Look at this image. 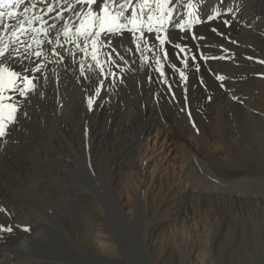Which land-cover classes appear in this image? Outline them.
<instances>
[{"label": "bare ground", "instance_id": "6f19581e", "mask_svg": "<svg viewBox=\"0 0 264 264\" xmlns=\"http://www.w3.org/2000/svg\"><path fill=\"white\" fill-rule=\"evenodd\" d=\"M103 2L104 0H97L94 5L82 6L76 0H61L59 5L56 4V0H27L20 7L15 18H9L7 14L0 17V48L5 44L8 45V53H6L9 57L8 65L13 70L28 76L35 84L34 90L27 95H21L18 91L6 93L11 97L8 104L13 105L16 111L12 113L14 119H9L10 109L3 110L2 130L5 134L0 136V209L4 211H0V225H3L4 229L11 227L12 231L0 230V264H58L63 260L69 261V258L65 257L69 254H64L59 259H50L46 256L48 251L54 250L56 241L54 233L57 232L62 233L63 248H70L71 251L73 248L87 261L110 264L108 262L110 260L105 259V261L101 253H110L115 261L117 243L119 248L126 244L125 240L123 245L117 241L118 235L123 237V232L119 231L117 225L121 224L127 229L132 228L135 225L133 219L137 212L141 211V206L144 213L172 210L171 235H180L178 238L182 239L201 236L202 232H199V228L190 231L191 227L197 228L200 224L206 228L203 232L206 234L208 231L209 236L213 237L224 224L225 218L229 217L228 214L235 219L233 207L238 201L237 196L229 192L225 196L219 191L214 192L211 185H199L194 181L192 177L194 173L186 166L189 158L193 156L184 153L185 159H182L177 167L170 171L164 170V151L170 146L167 144V135L171 123H174L175 129L183 138L197 139L194 133L196 131L186 125L182 118L178 119L173 100L168 99L170 94L177 97L186 96L196 119L201 120L198 107L204 105L210 109L209 115H213V125L203 124L198 120L194 124L203 127L197 128V137L201 142L206 137L207 127H213L212 132L219 133V141H214V144L220 146L223 139L231 143L238 140L237 144L231 147L235 152L229 150L228 153L239 165L240 171L228 173L230 170H227L229 176L242 174L246 175L248 180H251L249 177L261 179L264 166L259 161L253 162L254 164L247 161L251 150H264L261 130L264 121L259 117L260 115H254V111L249 112L252 108L264 114V80L260 81L256 78L258 75H264V66L261 65L262 71L252 73L255 75L253 78L246 79L235 73L234 65L242 53V50L236 47L246 46L244 36L251 40L257 54H260L264 61V35L257 33L259 26L264 25V0H191L193 7L190 9L197 14L196 18L200 17L199 24L195 23V19H189L190 9L184 6L189 0H179L178 3L169 4L168 7L173 9L172 18L169 20L168 10L163 9V28L167 30L171 43L166 41L163 46L160 45L157 35L163 38L165 32H157L156 29L161 27V8L158 4L162 5L164 0H147L146 6L144 0H130V6L124 9L118 5H124L126 0H116L115 5H109V10L114 16L124 11L118 22L126 27L118 35L104 34L98 39L103 42L99 44L97 50V58L100 61L98 67L96 61L92 59V45L89 43L86 50H81L84 48L85 38L75 37L74 32L70 36H65L64 32L75 30L80 20L88 18L89 12L100 13ZM48 5H52V11L48 10ZM68 5H73L75 10L69 9ZM26 6L27 13L24 12ZM149 14L155 18L151 22L148 20ZM209 15L215 18L209 20ZM35 17L39 19H34ZM25 18L32 21L31 26L26 23L27 31L24 34L17 32L14 37L11 26L16 25L18 19ZM177 18L189 20L177 23ZM129 20L136 21L135 27L129 23ZM224 21L228 23L225 24ZM219 22H223L222 25L226 28L224 40L193 39V36L202 37L203 34H209L215 27L221 28ZM41 23L47 28V35L38 36L33 33L32 29ZM5 24L10 27L5 29ZM178 25H183V30ZM149 26L153 27L152 32L147 30ZM141 32L144 33L143 38L137 39ZM58 36L59 44L56 43ZM37 40L41 43L37 44ZM108 41H111V47L107 45ZM175 44H179L184 51L181 52ZM112 48H116L124 59L121 60L112 52ZM35 52L42 54L37 57L34 55ZM165 53H167L166 58ZM198 53L209 58L200 60ZM192 57H195V60ZM177 58L181 59L180 63ZM161 65L162 71L166 72L164 76L158 73L159 77L156 72L160 71ZM173 65L175 67H172ZM26 68L27 72H25ZM37 68L39 71L36 70ZM123 69L134 71L133 73L139 78L138 84L134 82L136 89H131L136 94V100L132 104L122 102L125 91L117 92L116 89H112L114 83L125 84L127 81L126 86L131 83L128 81L130 76L126 80L128 74ZM181 71L186 79L178 78ZM175 73L179 74L175 75ZM218 76H223L224 79L220 80ZM182 79L185 81L183 84L180 81ZM69 81L93 88L92 108L88 107L84 112L79 111L83 121L77 115L79 101L74 98L76 90L71 88L72 83H68ZM165 84H168L169 90L166 89ZM18 85L23 87L19 81ZM131 86L133 85H130V88H133ZM221 86L224 87L225 92L221 90ZM242 86H248L250 93L245 94ZM238 87L241 88L242 98L248 101L243 104H247L250 109L245 112L239 108V104H232L233 113L225 114V109L221 107L227 106V103L222 99L231 89ZM97 89L99 95L96 94ZM131 107L135 109L130 110ZM136 107L142 108L143 112H138ZM163 109L165 116L160 112ZM122 111L126 112L122 114ZM37 114H40L37 126L41 128L45 140L38 142L36 135V142L29 141V145L28 140L24 141L21 134L33 136L32 130ZM224 117L231 119L225 121ZM85 127L86 139H84L85 133L84 136L82 133ZM122 131H124V135L121 134L123 138L117 141L115 138ZM233 132L238 134V137H233ZM60 133L63 139L59 137ZM96 149L98 150L95 151ZM83 153L87 155L83 156ZM208 158L212 162L215 156L210 155ZM37 160H43L48 165L46 177L49 182V192L41 202V207L51 220L39 211L37 205L27 201L28 198L22 201L23 185L19 183V178L23 180L34 175V172H28L27 166L29 164L36 166ZM88 160L93 165L107 161L108 175L114 174L110 184L116 179L121 183L120 191L125 194L120 193L116 186L115 189L110 186L106 196L99 194L94 197L88 188L91 187V183L86 182L85 179V172L86 177L89 178L85 167ZM132 166H136V181L129 177ZM222 172L226 171L222 169ZM33 181L35 184V180ZM23 183L26 185L27 182L23 181ZM126 188L129 195L125 192ZM135 191L138 192L137 195ZM137 196L138 204L135 201ZM256 198L251 199L257 201ZM183 200L190 201L191 215L185 205L177 206ZM203 200L206 203L199 205L198 203ZM214 200L221 204L218 207L221 209H215L214 204L211 205ZM203 206L210 207L205 209ZM22 212L29 214L28 217L32 222L20 223ZM25 216L27 217L26 214ZM39 216L41 224L37 221ZM94 216L104 218L106 234L98 229L95 224L97 219ZM209 217L215 220L211 224ZM42 219L52 221L53 228H46L47 223ZM149 226L146 225L144 230L148 241L150 231L153 229ZM210 241L211 239L207 244L209 248ZM145 250L151 256V264L160 263L164 255L162 244H153ZM73 256L72 259L80 260L79 256ZM204 260L200 264H209ZM114 261L111 264L119 262Z\"/></svg>", "mask_w": 264, "mask_h": 264}, {"label": "rangeland", "instance_id": "374dc122", "mask_svg": "<svg viewBox=\"0 0 264 264\" xmlns=\"http://www.w3.org/2000/svg\"><path fill=\"white\" fill-rule=\"evenodd\" d=\"M217 8H218V4H217ZM196 16H197V14L195 13V11L193 9H190L189 19H191V20L196 19ZM188 20H184L183 18H177V23L187 22ZM219 23H220L221 28L215 27L216 32L210 31L209 34H203L202 37H204V39H208V40H224V37L226 36L225 35V29L226 28L223 27V25H222L223 22H219ZM257 33L259 35H264V25L259 26V28L257 29ZM243 40L246 43V46L242 47V48L236 47V49H241L242 53L240 54V57L236 61V64L234 65V67H235V73L237 75L242 76L243 78L249 79V78H253L255 76L254 74H252L253 72L262 71L261 65L264 66V63H261V61H263V59H262V57H260L261 56L260 54H257L256 47L252 45L253 43L251 42V40H249V38L246 36L243 37ZM199 54L200 53H198V56H199ZM202 57H203L202 54H200V56H199L200 60H203V59H201ZM178 58H177V61L180 63L181 59H178ZM225 60H226V58H224V61ZM123 71H125V73L128 74L126 76L127 79L126 78H124V79L128 80L130 78L128 81L131 83H129L128 86H126L127 81L125 82V84H119V82L114 83L115 85H112V89L113 90L116 89L117 92L125 91L126 94L124 97V101H122V102H125V103L130 102L129 104H132L136 100V97H135L136 94L133 91L134 88L136 89V87H135L136 84L134 82L136 81V83L138 84L139 78L136 77L135 73H133L134 71L131 72V71H127L126 69H123ZM156 71H158V70H156ZM163 72L165 73L166 71H163ZM158 73L160 74V71L156 72V75L160 77V75ZM178 74L175 73V75H178ZM179 77H181L180 74L178 75V78ZM256 78L260 81L264 80V75H258V76H256ZM131 79L133 80V82ZM180 81H181V84H183V82L185 83V81L183 79ZM68 83H72L73 86L71 85V88L74 91L76 90L74 92V98L77 100V102L79 101V103L76 102L78 105V108H79L77 115H78L79 119L81 120L82 119L81 118V112H79V111L84 112V109H85V111L88 110V107H89L88 106V99L94 95L93 88L81 85L79 82L74 83V81H69ZM130 85H133V86H131L133 88H130ZM165 87L167 89L169 87L168 84H165ZM255 87L262 88L261 86H255ZM220 88L222 91L225 92L224 87L221 86ZM131 89H133V90L131 91ZM120 90H122V91H120ZM168 90H169V88H168ZM242 90L244 91L245 94L250 93L248 86H242ZM130 92H131V94H130ZM88 93H89V96H88ZM79 94H81V96H79ZM132 94H134V95H132ZM132 96H134V97H132ZM226 96H227V98H225ZM226 96H224L225 99L223 98L222 100H224L227 103V106L224 105L221 107V108L225 109L224 110L225 114L230 115L233 113L232 110L234 108H233L232 104L233 105L239 104V108L244 110L245 112L250 109V107L247 104H243V102H248V101L244 100L242 98L241 88L238 87V88L231 89ZM181 97L180 96H178V97L173 96V94H170L168 99L172 98L171 100H173L174 111L176 112L178 119L182 118L186 125H188L189 127H191V129L196 131L194 133H195L197 139L187 140L186 138H183V136L180 133H178V131L175 129L174 123H171L169 133L167 135L168 136L167 144H169L170 146H169V148H166L164 151V158H165L164 170L170 171V170H172V168L177 167L180 164L179 162L182 159H185L184 153L190 154L191 156H193V158H189V163H188L189 165L186 164V166H188V168L191 169L190 172L194 173L192 175V177L195 179L194 181L198 182L199 185L200 184L206 185V186L211 185L214 189V192L219 191V193L225 194V196L228 195L227 192H229V194L234 193V195L237 196L238 201L233 207V213H234V215H236V218L234 219V218L230 217V215L228 214L229 217L225 218L224 224L222 225V227L220 229L217 230V233L213 237L209 236L208 231L205 234V232H203V229H206V228L204 227L203 224H200L197 228L193 227V229H192V227H191V229L190 228L189 229H190V231L193 232L194 229L199 228L198 229L199 232H202L201 236L193 237V238H191V236H190V237H186V239H182V238H178L180 235H174V236L171 235L172 231H171V225L170 224H171V219L173 218V217H171L172 216V214H171L172 210H170V211L164 210V211H160V212H156V213H144V212H142V206L140 205L141 211L139 210L137 212L136 216L134 217L133 220L135 222L134 223L135 225L132 228L127 229L125 226H122L121 224L117 225V227L119 228V231L123 232V237L118 235L117 241L120 242L119 243L120 245H123L124 240H125L126 244L123 245L124 248L123 247L119 248L118 243H117V246H116L117 255L115 256V261H119V262L114 263V264H151V261H150L151 256L149 253L146 252L145 249L148 248L149 246L151 247L153 244H156V245L162 244V246H163V250H164L163 254L164 255H162L163 258L159 264H200L203 259H205L204 261H208L209 264H264V170H263L261 179H254V178L249 177V179H251V180H248V178L246 179L247 176L242 175V174L241 175L235 174V177L229 176L228 173H230V172H232V173L238 172L239 173V171H240L239 170L240 168L238 167L239 165L236 164V161H233L230 158V155L228 153L229 150H232L235 152V149H232L231 147L235 146L237 144L238 140L237 141L234 140V142L231 143L229 140L225 141L223 139L221 141L222 144L220 146L217 144H214L213 143L214 141H216V142L219 141L218 140L219 133L215 134L214 132H212L213 127H207L206 128V132H207L206 137H205L204 141L201 142L200 139L197 137V134H198L197 128L200 127V129H201L203 127L199 126L200 124H197L195 126L194 125L195 121L198 120V121H201V123H203V124L209 123V125H213V123H214V121L212 119L213 115H209L210 109L206 108L204 105H201L200 107H198V114L200 115L201 120L196 119L197 117H195V114L192 112V110H190V106L188 104V101L186 100L187 99L186 96H181ZM173 98H176V99H173ZM261 99H262V97L260 98V100ZM80 100H82V102H80ZM178 102H180V103H178ZM182 102H183V105H182ZM228 106H230V107H228ZM132 109H135V108L131 107L130 110H132ZM136 109L138 110V112H140V111L143 112V109L140 107H136ZM177 109H178V111H177ZM251 110H252V108L249 110L250 113H253V111H254L253 114L254 115H260L259 117L262 119V121H264V117H263L264 114H260V112L258 113V111L254 110V109L252 111ZM124 112H126V111H122L121 113L123 114ZM160 112L164 116L166 115L164 109ZM256 113H258V114H256ZM37 118L34 119L35 125H34V129L32 130L33 136H31V137L29 135L23 136L24 134H21V137L24 141L26 139L28 140V142L29 141H35L36 135L38 136V142H40V141L43 142L45 140V137H44L43 133L41 132V128H39L37 126L39 124L40 114H37ZM223 119L225 121H227L231 118L224 117ZM81 121H83V119ZM168 121H170L169 117H168ZM209 121H211V122H209ZM84 124L86 125V122ZM261 130L263 131L262 137H264V125L261 126ZM59 131H61V130H59ZM123 132L124 131H122L120 133V135H118L115 138L117 141L122 140L123 136H121V134H123ZM82 133H83V136L85 133L84 139H86L87 138L86 127L83 128ZM46 135L48 137H51L47 133H46ZM59 137L61 139H63V135L61 133L59 134ZM233 137H235V138L238 137V134L233 132ZM161 140H159V142ZM85 144L87 147L86 142H85ZM29 145H30V142H29ZM99 148L100 147H98V149ZM98 149H96L95 151H97ZM257 151L251 150L249 152V155H248L249 159L247 162L254 164L253 162L259 161V163H261L264 166V153H260V152H264V150L258 151V152ZM83 154H84L83 156L87 155V153H83ZM210 155L215 156V158L212 159V162L208 158V156H210ZM35 164H36V166L30 165V164L27 166V170L29 173L34 172L33 173L34 175H32V176H34L33 178H30L32 176H30L26 179H23V180L19 178V183L21 185H23V187L21 188V196L23 197L22 201H26V199L28 198L29 200H27V201L37 205L39 208V211H42L44 213L45 217H47L48 213L46 211L42 210V207H41L42 203L41 202L44 201L46 194L49 192V182H48V179L46 177V175L48 174L47 173L48 172V170H47L48 165L43 160H37L35 162ZM85 167H86L87 174L89 176V178H87L86 172H85V179H86V182L90 181L91 187L89 186L88 188L90 190V193L94 197L96 195H99V194L106 196L110 186H112L113 189H115V186H116L118 191L120 193H122L120 191L121 190V188H120L121 183L120 182L116 181V179H115V180H113V183L110 184V180L114 177V174L108 175V173H107V161H101V163H99V165H93V164H91V161L88 160L87 163L85 164ZM130 169H131V172L129 174L130 175L129 177L131 180L136 181L137 180V176L135 174L136 173V171H135L136 166H132ZM222 169H223V171H226V172L223 173ZM37 170H39V171H37ZM227 170L228 171L230 170V171L227 173ZM222 173H223V175L221 177ZM43 177H44V179H43ZM32 179L35 180V184H34V181ZM43 180H45L46 182ZM23 181L27 182L26 185H24ZM38 181H39L40 185L38 184ZM41 184H44V186ZM199 185H197V188ZM36 186H38V187H36ZM40 186L43 188H41ZM129 186H131V185L129 184ZM33 189H35V190H33ZM76 189H78V188L76 187ZM132 189H134V188H132ZM222 191H223V193H222ZM125 192L127 194V188L125 189ZM214 192L212 194L213 196L215 194ZM224 192H226V193H224ZM37 193L39 195H37ZM237 193H239V194H237ZM122 194H125V193H122ZM135 194L137 195L138 192L135 191ZM204 194L206 195L205 192H204ZM127 195H129V194H127ZM255 197H257L256 199H258L257 201H255L254 199H251V198H255ZM138 199H139L138 196L135 197L136 204H138L137 203ZM215 202L217 205L215 204ZM201 203L199 202L198 204L203 205L206 202L203 200V201H201ZM211 203H208V204H211V205L214 204L213 206L215 207V209H221V208H218L221 206V204L217 203V201L214 200ZM139 204H140V200H139ZM181 205L186 206V208L188 210L187 212L188 213L190 212L189 215L192 214L191 213L192 206L190 207V201L184 202V200H183L182 203L178 204L177 206H181ZM209 207L210 206H206V207L203 206V208H205V209H209ZM173 210H175V208ZM25 214L27 215V217L26 216L24 217ZM21 216H22V218H21L22 221L20 223L26 224V223L32 222L28 217L29 214L22 212ZM94 217L97 219L95 224L98 226V229L102 233L106 234V229H105L106 222H105L104 218L103 217H96V216H94ZM209 218H211V220H209L210 224L213 221H215L212 217H209ZM39 219H40V222H39ZM47 219L51 220V217L48 216ZM42 220L45 221V219H42ZM37 221L39 224H41L40 216L37 219ZM45 222L47 223V224H45L46 228L47 227L49 229L53 228L52 221L47 220ZM146 225H148V226L150 225L149 228H153L152 231H150L149 241H148V237H146V233L144 232ZM31 226H33V225H31ZM26 227H28V226H26ZM55 230H56V228H55ZM54 234H56V241H55L54 246H53L54 250H50L47 252V254H46L47 258L59 259L64 254H69V255L65 256V257L69 258V261L66 262L63 260L62 263H58V264H99L97 262H93V261L91 262V261H87V260L81 258V256H79V254L72 247H71L72 251L70 250V248H63L62 233L57 232ZM191 235H192V233H191ZM210 239H211V241L209 243L210 244V248H209V246L207 244H208V240H210ZM115 245H116V243H115ZM139 246H141V247H139ZM150 251L153 252L152 250H150ZM145 252H146V255H145ZM103 253L105 254V256ZM211 253H212L213 257L211 255ZM72 254L75 256H79L80 260L72 259V257H71V256H73ZM109 254L110 253L102 252L101 257L104 260L105 259L110 260L108 262L111 264V263H113L112 261H114V258ZM209 255H211V256H209ZM121 259H122V261H121Z\"/></svg>", "mask_w": 264, "mask_h": 264}, {"label": "snow or ice", "instance_id": "6c2138e0", "mask_svg": "<svg viewBox=\"0 0 264 264\" xmlns=\"http://www.w3.org/2000/svg\"><path fill=\"white\" fill-rule=\"evenodd\" d=\"M24 0H16V3H23ZM76 2L78 4H87V5H94L97 3V0H76ZM179 0H164L163 4L160 5L158 4V7L161 8V16H160V23H161V27L156 29L157 32H165V35L163 36V38H161V36L157 35V39L159 40V43L161 46H163L165 44L166 41H168L169 43H171V40L169 39L168 35H167V30L163 28V20H164V12L163 9H167L168 10V19L171 20V13L173 11L172 8H169L168 5L169 4H173V3H178ZM13 3V0H0V6H5V5H10ZM61 3V0H56V4L59 5ZM116 4V0H104L103 2V6L100 10V13H96V12H89L88 18L89 21L92 22H86L85 25H82L80 28H77V35L78 36H83L84 39V48L81 50H86L88 48L89 43L92 45V59L94 61H96L97 66H100V61L97 58V50L99 47L100 42L98 40V38L101 36L102 33L104 34H113V35H118L121 33V29L125 28L126 25L124 24H120L118 22L119 17L124 15V11H120L117 15H112V13L109 10V5H115ZM144 5H147V0H144ZM130 6V0H126V3L124 5H118V7H120L121 9H124L126 7ZM186 8H192L193 5L191 3V0H189V3H187L186 5H184ZM31 7H35V5H31ZM68 8L71 10H75L73 5H68ZM48 10L52 11V5H48ZM28 11V7L26 6L24 8V12L27 13ZM133 13H135V10L133 9ZM6 15L5 12L0 11V17H4ZM7 15L9 16V18H15L17 16L15 10L13 9L12 11L7 12ZM57 15H60L59 13H57ZM217 15H219V13H217ZM215 17L209 15L208 19L212 20ZM34 19H39V17H35ZM155 18L149 14L148 15V20L151 22L153 21ZM96 22H98L99 28L97 31H95V33H93L92 31H89L87 29H92L94 27H96ZM27 25L30 27L32 21L31 20H26L25 19H18V22L16 25L11 26L12 28V35L15 37L17 32H20L21 34H24L27 29L25 27V25ZM129 23L133 24L134 27L136 25V21L135 20H129ZM195 23L199 24L201 23V19L200 17H197L195 19ZM225 24L228 23V21H224ZM181 30H183V25H178ZM10 26L5 24L4 28L7 29ZM54 27V26H53ZM149 32H152L154 29L153 27L149 26L147 29ZM32 31H37L36 29H32ZM45 35H47L48 30L47 29H43ZM132 31V30H130ZM213 32H216V29L213 28L212 29ZM64 35L67 36L68 35V31L66 30L64 32ZM144 33L141 32L140 37H137V39H141L143 38ZM89 37H91V39L89 40ZM204 39V37H196L193 36V39ZM37 44H40L41 41L37 40L36 41ZM49 43H51V41H49ZM56 43L59 44V36L56 39ZM107 45L109 47H111V41L107 42ZM30 47V46H28ZM77 47H80V45H77ZM176 48H179L181 52L184 51V48H182L179 44L175 45ZM137 48L139 49V44H137ZM15 51V50H14ZM112 52L116 53L117 56H119V58L121 60L124 59V57L122 55H120L119 52H117L116 48H112ZM6 53H8V45L5 44L2 48H0V101H3L5 99H8V97L4 96L5 92L8 91H18L21 95H27L28 92L34 90L35 88V84L33 83V80L30 79L28 76L23 75L20 72H17L15 70H13L9 65H8V59L9 57L6 56ZM41 52H35L34 55L39 57L41 56ZM57 55H59L57 53ZM167 56V53H165V58ZM209 57H202V59H208ZM222 58V57H221ZM62 59V57H61ZM193 60H195V57H192ZM113 63L115 61H112ZM157 62L159 63V57H157ZM261 63H264V61H261ZM162 65L160 70V74L161 76H164V72L162 71ZM172 67H175V65H173ZM37 71H39V68L36 69ZM28 69H25V72H27ZM101 72H103V68L101 67ZM180 76L183 79H186V77L184 76V73L181 71L180 72ZM220 80H223L224 77L223 76H218L217 77ZM18 81L19 83L23 84V87H19L18 85ZM97 95H99V89H97L96 92ZM93 105V100L92 98L88 99V106L89 109L92 108ZM3 108H8L10 109L9 111V119H14V117L12 116V113H14L16 111L15 107L11 104H3L0 103V109ZM5 133L2 130V116H0V136H3ZM0 211H4L3 209H0ZM0 230H7V231H12L11 227L4 229L3 225H0ZM27 230V229H26Z\"/></svg>", "mask_w": 264, "mask_h": 264}]
</instances>
